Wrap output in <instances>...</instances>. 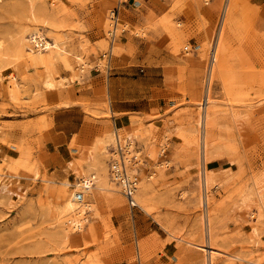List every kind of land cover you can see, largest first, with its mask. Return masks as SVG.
<instances>
[{
	"label": "rangeland",
	"instance_id": "374dc122",
	"mask_svg": "<svg viewBox=\"0 0 264 264\" xmlns=\"http://www.w3.org/2000/svg\"><path fill=\"white\" fill-rule=\"evenodd\" d=\"M119 1L35 0L34 21L24 0H0L5 49L38 28L63 50L41 55L53 86L28 42L14 58L0 50V264H264V0H229L223 14L205 164L195 123L221 0ZM128 100L145 108L116 111ZM115 126L139 180L131 210L108 172L111 149L95 158ZM60 128L77 132L59 145ZM90 175L74 231L62 212ZM207 220L212 261L191 245L208 247Z\"/></svg>",
	"mask_w": 264,
	"mask_h": 264
},
{
	"label": "bare ground",
	"instance_id": "6f19581e",
	"mask_svg": "<svg viewBox=\"0 0 264 264\" xmlns=\"http://www.w3.org/2000/svg\"><path fill=\"white\" fill-rule=\"evenodd\" d=\"M204 5H208L211 3V1L213 0H202ZM24 4H25V9L27 14L29 15L30 19H33L34 21L37 20V16L38 15V8L36 7V2L35 0H24ZM124 0H120L118 3L122 4L124 3ZM222 4H221V14H220V21H219V26L218 29L215 33V36L213 38V42L211 45V49L209 50V63H208V68L206 71V76L204 77V89H203V102H201V109L203 111H205V114H203V116L198 117L196 120V123L199 127H201V136H200V150L201 153L203 155L204 158V164H205V147L207 145V123H208V115L206 114L207 109L210 107V105L212 104V99H211V82L213 80V74H214V69H215V61L219 55V48H220V43H221V38H222V30H223V20H224V16L223 14L225 13L226 9H227V3H229V0H221ZM119 8V7H117ZM45 15V14H44ZM40 16L43 17V15L40 14ZM113 20L111 21V27H117V18L114 17V11H113V16H112ZM39 18V17H38ZM48 18V17H47ZM45 18V19H47ZM49 19V18H48ZM50 20V19H49ZM48 20V21H49ZM50 25V24H49ZM43 28L45 29H50L48 28V23L44 21V23L42 24ZM114 33V32H113ZM14 37V36H13ZM28 37V38H27ZM27 38V39H26ZM53 42H49L47 40V38L45 37V35L38 29V28H34L32 30H27L24 29L23 31L19 32V34L13 39L12 37L9 38V46L6 47L5 49V41L0 40V50L3 51V55L5 59H10V58H14L15 55H17L20 51L22 52L26 46V42H28L32 48L36 49V53H35V59L34 60H40V65L44 68L45 72H44V81L43 84L45 86H53V82L50 79V72L47 70V67L45 65V63L43 62V60L41 59V55L43 52L45 51H50L53 52L55 54V58L58 54L59 51H63L61 49V46H59V43H57V40L53 37ZM60 53V52H59ZM228 106L230 105V107L233 105L231 104H227ZM200 107V106H199ZM200 109V108H199ZM210 110V109H209ZM170 124V123H169ZM209 128V127H208ZM123 140V143L125 144L127 141L124 139H121V135L119 133V129L117 126H115L112 131L107 134L106 137H104L103 139H101L102 145H101V150L95 154L96 157H104L108 150L111 149L112 147H117L118 143L121 144ZM167 144V143H166ZM165 144V145H166ZM165 145H163L160 149V154L164 153V148ZM130 146V145H129ZM123 156V155H122ZM105 159V158H104ZM127 158H123V161L125 162ZM129 159V158H128ZM103 161V160H101ZM100 161V162H101ZM126 163V162H125ZM128 165V164H126ZM168 166L167 163H165V167ZM205 166V165H204ZM134 170V169H133ZM132 168H130L129 165V171L128 174L132 176V174H134L135 172H133ZM109 172V169H108ZM137 174V173H135ZM151 177V176H149ZM94 179L95 176H83L81 178V183H82V189H80L78 192H75L74 194H72V196L67 199V201L65 202V206L63 209V214L62 215H66V214H70V213H74L75 215V219H73L72 221V225H71V229L74 231H78L82 228L83 226V222L85 221V217H81L82 214H84V209L88 207V195H87V191L88 188H91V186L94 184ZM203 184L205 185V189H206V185L208 183V177H207V173L205 171L204 168V172H203ZM1 182L7 186H11L12 180H9V177L7 178V176H5V179H1ZM105 184V181L103 182ZM101 185L100 188L101 189H107L108 191H116L117 189H115V183H112V185ZM138 184H139V180L137 178V188L135 191V195L134 198L137 195V189H138ZM119 188H121L119 186ZM99 189V188H98ZM258 190V195L260 196V199L262 201V205H261V209H264V191H262V187L259 186L257 188ZM207 191V189H206ZM121 193V192H120ZM77 194H81L82 195V199L81 200H77L76 196ZM123 196V194H122ZM125 198V196H123ZM207 197V194L205 193V199ZM126 199V198H125ZM137 198H135L136 200ZM127 201V199H126ZM128 204V202H127ZM136 205H137V201H136ZM129 207V204H128ZM129 210H131V208L129 207ZM77 218V219H76ZM208 223V220H207ZM208 226V236H209V243H208V247L206 246L205 242L202 244H191L194 245L195 248L200 249L202 252H204L205 257H209L210 261H212L214 255L219 254L220 251L219 249H217L212 243H211V232L209 229V223L207 224ZM207 249V250H206Z\"/></svg>",
	"mask_w": 264,
	"mask_h": 264
},
{
	"label": "built area",
	"instance_id": "2783aa9c",
	"mask_svg": "<svg viewBox=\"0 0 264 264\" xmlns=\"http://www.w3.org/2000/svg\"><path fill=\"white\" fill-rule=\"evenodd\" d=\"M117 9L118 8H115V10ZM115 10H114V13H115ZM114 17H115V14H114ZM124 148L125 147L119 143L117 147L111 148V157L108 160V166H109L108 169H109V175L111 179L118 186L121 187L120 192L127 199L129 207L134 208V207H137L134 195H135V191L137 188L138 176L135 173L132 174V176L128 174L129 165H126V163L123 161V156H122L125 152ZM139 157H140V154H137L136 152H134L133 155L131 156L132 163H136L139 160ZM76 199L81 200L82 195L77 194Z\"/></svg>",
	"mask_w": 264,
	"mask_h": 264
},
{
	"label": "crops",
	"instance_id": "0c3cea01",
	"mask_svg": "<svg viewBox=\"0 0 264 264\" xmlns=\"http://www.w3.org/2000/svg\"><path fill=\"white\" fill-rule=\"evenodd\" d=\"M141 1L145 4L147 3L146 0H141ZM257 1H259V0H257ZM128 90L130 91V88H128ZM141 105H142V103H141ZM145 105L146 104H143V106L140 107V102L139 103L138 102H131L128 100L126 102H123L120 105H116V111L124 112V113L125 112H139L141 108L142 109L145 108ZM134 106H137V107H134ZM117 118H115V122L118 125H121L120 127H125V126L130 125V119L128 116L122 115L118 119ZM76 132L77 131L69 132L65 129L60 128L59 130L55 131V133H56L55 138H56L58 144L62 145L69 140L70 134H76Z\"/></svg>",
	"mask_w": 264,
	"mask_h": 264
}]
</instances>
